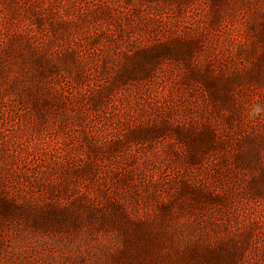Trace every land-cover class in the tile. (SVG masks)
Wrapping results in <instances>:
<instances>
[{"label":"rangeland","instance_id":"374dc122","mask_svg":"<svg viewBox=\"0 0 264 264\" xmlns=\"http://www.w3.org/2000/svg\"><path fill=\"white\" fill-rule=\"evenodd\" d=\"M264 0H0V264H264Z\"/></svg>","mask_w":264,"mask_h":264},{"label":"clouds","instance_id":"9594fccd","mask_svg":"<svg viewBox=\"0 0 264 264\" xmlns=\"http://www.w3.org/2000/svg\"><path fill=\"white\" fill-rule=\"evenodd\" d=\"M261 113H264V108H262L261 106L257 105L255 108H253L251 110L250 115L255 117V116H259Z\"/></svg>","mask_w":264,"mask_h":264}]
</instances>
